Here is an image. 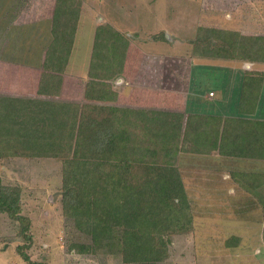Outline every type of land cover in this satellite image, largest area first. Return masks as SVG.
<instances>
[{
    "label": "trees",
    "instance_id": "obj_1",
    "mask_svg": "<svg viewBox=\"0 0 264 264\" xmlns=\"http://www.w3.org/2000/svg\"><path fill=\"white\" fill-rule=\"evenodd\" d=\"M69 2L72 6L63 0L54 3L45 65L54 69L52 74L64 73L76 38L81 2ZM112 37L104 35L100 55L92 58L111 63L119 77L126 70L137 72L139 63L131 67L135 60L129 56L130 41L121 34ZM194 44L197 58L264 64V36L199 27ZM46 73L38 94L55 96L61 79ZM203 89L212 92L209 84L202 83L201 93ZM260 93L257 74L245 71L238 112L227 115L122 108L116 105L120 94L105 80L87 81L81 103L0 98V160L61 163L62 213L78 235L67 231L73 239L70 251L118 255L123 264H161L170 257L173 237L190 233L194 224L181 155L264 160V121L251 118ZM231 178L264 203L262 190L255 191L260 184L264 187V173L233 171ZM22 208V189L0 178V215L17 224L21 243L16 252L26 264H43L29 254L34 236ZM240 241L232 237L225 247H238Z\"/></svg>",
    "mask_w": 264,
    "mask_h": 264
},
{
    "label": "rangeland",
    "instance_id": "obj_2",
    "mask_svg": "<svg viewBox=\"0 0 264 264\" xmlns=\"http://www.w3.org/2000/svg\"><path fill=\"white\" fill-rule=\"evenodd\" d=\"M63 2L65 6H72L69 0ZM80 2L73 55L69 62L72 64L73 59L88 61L90 55L93 56L95 53L100 55L98 47L102 48L101 40L104 35L113 38L112 35L116 34H121L132 44L141 47L143 53L155 54L150 56L156 61L150 59L147 68L143 65L141 72L143 81L140 82L142 84H146L147 79L155 83L161 79L155 71L159 60L156 56L186 58V63L184 65L181 63L179 68L188 72L191 64L189 67L190 71L192 69L191 85L194 84L190 90L187 112L191 110L198 113L228 112L227 107L233 108L238 99L235 90L241 87V76L237 70L246 71L247 65H251V63H237L223 59L200 61L195 56L197 53L194 52L198 51L194 46L198 28H213L222 32L240 34L246 31L264 33V27L237 28L240 22L235 18L236 4L242 7V11L248 14L244 15L249 19L254 20L255 16H262L264 7L262 10L259 4L257 6L251 0H80ZM54 3L55 0H0V56L7 58L25 56L20 62L24 63L26 56L30 55L26 47L29 43L25 41L18 43V38L22 36V32L18 33V30H21L26 23H34L51 16ZM68 18L71 20L77 17L74 14V17L68 16ZM247 18L245 17L244 21H247ZM260 23L264 24V21ZM27 29L25 30L31 31L32 27L27 26ZM167 32L175 38L174 44L164 40ZM97 34L100 41L96 40ZM2 45H7L5 53L1 50L4 47ZM165 50L169 51L168 54L175 55H165ZM102 55L107 54L102 53ZM81 64L78 65L80 68ZM68 65L64 70L69 68ZM259 67L261 68L260 65ZM92 69L97 68L92 67ZM106 70L104 68L98 74H96L98 71L92 72L94 77L92 79L110 81L111 75L108 74L113 71L108 73ZM55 77L58 80L59 76ZM8 78L15 82L17 76ZM11 79L5 81L6 87ZM164 79L168 82L170 80L168 77ZM204 80L212 83L211 90L216 92L217 97L215 100L206 101L201 96L202 102L197 104L195 101L193 104L194 89ZM8 90L6 89L5 92ZM204 92L206 94V90ZM70 94L62 95L59 100L81 103L82 100L75 96V92ZM130 98L121 102L120 106L124 104L147 109L171 108L182 111L185 104V100L182 99L175 102L166 101L163 97L159 98L150 93L136 92ZM195 99L198 101L197 97ZM2 103L4 104L0 101V105ZM9 105L14 108L12 103ZM23 110L24 108H21V112ZM35 160L24 158L0 160V178L3 183L22 189V214L31 219L30 231L34 236V245L29 251L33 261L43 264H123L118 255L83 256L68 249L73 239L69 237L67 231L73 232L77 238L78 235L71 229V223L65 220L62 213L61 163L51 159ZM250 161L255 160L203 156L195 153L181 155L179 167L191 203L194 224L190 233L173 237L170 257L161 264H264V247H260L259 253L249 251L252 238L246 229L248 222L253 226V222L261 216L257 214L252 202L241 197L242 191L237 190L235 196H230V191L237 188L231 173L254 168ZM261 223L264 228V221ZM16 225L6 216L0 215V264H26L16 252L17 245L21 243L15 234ZM232 237H238L241 240L240 245L238 249L236 246L228 250L225 243Z\"/></svg>",
    "mask_w": 264,
    "mask_h": 264
},
{
    "label": "crops",
    "instance_id": "obj_3",
    "mask_svg": "<svg viewBox=\"0 0 264 264\" xmlns=\"http://www.w3.org/2000/svg\"><path fill=\"white\" fill-rule=\"evenodd\" d=\"M252 2L256 3L257 6L258 4L260 5V8L263 10L264 7V0H251ZM235 6V11L237 12V15H235L236 20H238L240 23L238 24L237 28H263L264 24L260 23L264 21V10H263V14L262 16L258 17L255 16V19H249L247 18V13H245L244 11H242V7H240L239 5H234ZM257 6L255 8H257ZM247 14V15H244ZM245 17L247 18V21H244ZM52 18H53V14L49 17L44 18L43 20H39L37 22L34 23H26L21 30H18V33L22 32V36L20 38H18V43H29L26 45V47H28V52H30V55L26 56V61L24 63H20L21 60H23V58L25 57H1L0 56V98L3 99H21L23 101H33L34 100H39L36 103L40 102V101H57L60 102L62 98V95L65 94H69L70 93H74L75 92V96L77 98L80 97V100H82V93H83V87L85 85V83L89 80H93L92 78H94L92 76V72L96 74H98L100 71L104 70V68H106V72L110 73L111 71H113L112 68V64L107 62V61H101L98 59H93L92 56L90 55L89 60H85L83 62L73 59L72 64L69 62V65L67 68V70L64 71V73H56L53 72L52 74V68H50L51 70H46L45 65H46V59H47V51L48 48L52 42ZM103 21V20H101ZM33 25V26H32ZM27 26L30 28L32 27L31 31H26ZM9 27H11V25H9ZM26 29V30H25ZM25 30V31H22ZM31 32V33H30ZM241 32V31H240ZM10 34H12V32H10ZM242 35H247V36H264V33L262 32H255V33H251V32H241ZM31 35V36H30ZM167 35L168 38H167ZM7 37V36H6ZM11 38V37H10ZM7 39L9 40V37H7ZM21 41H20V40ZM165 40L169 41L171 44L175 43V38L171 36L170 33H165ZM19 45V44H18ZM17 45V46H18ZM4 46V47H2ZM1 50L2 52L5 53V51H7V45H2ZM128 51H129V56L131 55L132 60L134 59V64L131 65V67L135 66V63H139L138 67H136V71L135 73L131 72H127V70L125 71L124 75H121L119 77V75L114 74V72H112L111 74V80L110 82L114 85V89L120 94L119 95V104H116L119 107L125 108V107H130V108H144L141 106H137V107H131L130 105H124L122 104V106H120L121 102L125 101L126 99L130 100L133 96L134 93H142V94H147L150 93L151 95H155L156 97H163L164 100L166 101H180L185 100L184 101V109L182 111H175L172 110L171 108L166 110V111H170V112H186L187 110V104L189 101V94H190V90L192 88V86H194V84L190 85V81L192 79L191 74H192V69L190 71L189 67L191 66V64H189L188 67V72H184L180 70V64L182 63V65H184L186 62V58L183 57H176V56H156V58H159V62L157 61V66L155 71L159 74V76L161 77V79H159V82L155 83L154 81H150V79H147L146 84H142L140 83L141 81H143V76H142V68L143 65L145 68H147L149 65L148 61H150V59H152L153 61H156L153 59L152 56L150 55H155L154 53H143V49L139 46H136L134 44H132V42H130L129 46H128ZM12 48V47H11ZM14 48V47H13ZM169 51L165 50V55H175V54H168ZM4 55V54H3ZM73 52L70 55V58H72ZM177 55V54H176ZM23 56V55H22ZM11 58V59H9ZM141 59V60H140ZM200 61H207L206 59H202V58H198ZM71 60V59H69ZM137 60H140L141 62H137ZM209 61V60H208ZM210 61H216V60H211ZM231 61V60H230ZM234 62V61H232ZM82 63V64H81ZM160 63V64H158ZM190 63V62H189ZM239 63V62H237ZM81 64V68L80 65ZM259 65L261 66V68L259 67ZM92 67H96L97 69L93 70ZM99 67V68H98ZM80 68V69H79ZM112 69V70H110ZM154 69V68H151ZM247 72H253V74H257L258 79L261 81V93H260V98L258 100V105H257V111L256 114L254 116H252L251 118L253 119H258V120H263L264 121V64H260V63H252L251 64V68L249 70H246ZM47 72L46 74L48 75H54V76H59L60 80V87L59 90H57L55 93V96H47V95H39V87H40V83L41 80L43 78L44 73ZM237 72L240 74L241 79H240V89L239 90H235V93L238 95V99L236 104L234 105L233 108H230V106L227 107L228 112H220V113H216V112H209L207 111L206 113L208 114H220V115H227V114H236L238 108H239V101H240V95L242 92V88H243V82L245 79V71L244 70H237ZM235 71V74L237 73ZM17 76V78H15V82L14 80L12 81L11 76ZM116 75V76H115ZM165 77H168L170 80L165 81ZM237 77V76H236ZM116 78V79H114ZM2 79V80H1ZM8 79H11V81L9 82L8 86L6 87V82ZM55 80L56 77L54 78ZM122 79V80H120ZM164 79V81H163ZM113 80H119L118 82H115ZM6 81V82H5ZM49 81V80H48ZM107 81V80H105ZM115 82V83H113ZM4 83V84H3ZM117 83V84H116ZM123 83L122 85L118 86L119 84ZM205 86H207L208 84L210 85V90L212 87V83L209 80H204L202 82ZM199 83L198 88H195V95L193 93V100L195 104L196 103H201V96L204 97V100L209 101V100H215L217 97V94L214 90H211L212 92L215 93V97L213 99L209 98L208 95V91L201 93L200 91V87L201 84ZM157 84V85H156ZM73 86L71 89H73L71 92H68L70 89V87ZM69 88V89H68ZM6 89H9L8 91L5 92ZM45 91L50 94V92H52V88L51 86L48 85V83H46L45 86ZM205 90V89H203ZM4 91V92H3ZM53 95V94H51ZM61 97H60V96ZM195 97L198 98V101L195 99ZM83 101V100H82ZM81 101V102H82ZM62 102H66L65 100H62ZM75 103H80V101H76ZM110 105H115V104H111ZM196 104V105H197ZM34 106V105H32ZM198 106V105H197ZM195 106V107H197ZM154 110H163V109H154ZM196 110V109H195ZM225 110V109H223ZM231 111V112H230ZM29 112V111H28ZM190 112L192 113H198V112H193V110H191ZM205 114V113H203ZM252 162V164L255 166L254 168L252 167V169H250L247 172H256V173H264V160H255V161H250ZM237 186V185H236ZM237 190L242 191L241 193V197L243 198H247V200L249 202H252L254 204V206L256 207V212L257 214H260L261 217H257V221L255 220V222H253V226L246 225V229L247 232L250 233V236L252 238V244L250 245L251 247H249V251L251 252H255L258 253L261 251L260 247H264V228H262V221H264V208H263V202L259 201L257 198L254 197V195L249 194L246 191H243L242 189H240L238 186L237 188H234L230 191V196H235V192ZM262 190L264 191V187L262 186V184H260V187H257L255 189V191H259ZM261 191V195H263L264 197V192ZM237 194V193H236ZM254 221V220H253ZM248 233H245V235H248ZM232 249V248H227ZM234 249V248H233ZM238 249V247H237Z\"/></svg>",
    "mask_w": 264,
    "mask_h": 264
},
{
    "label": "built area",
    "instance_id": "obj_4",
    "mask_svg": "<svg viewBox=\"0 0 264 264\" xmlns=\"http://www.w3.org/2000/svg\"><path fill=\"white\" fill-rule=\"evenodd\" d=\"M209 98L213 99L215 97V93L214 92H210L208 95Z\"/></svg>",
    "mask_w": 264,
    "mask_h": 264
},
{
    "label": "water",
    "instance_id": "obj_5",
    "mask_svg": "<svg viewBox=\"0 0 264 264\" xmlns=\"http://www.w3.org/2000/svg\"><path fill=\"white\" fill-rule=\"evenodd\" d=\"M168 36H169V35H167V38H168ZM247 66H248V67H247V70H249V69L251 68V65L248 64Z\"/></svg>",
    "mask_w": 264,
    "mask_h": 264
}]
</instances>
